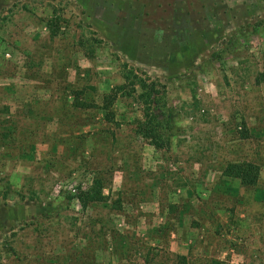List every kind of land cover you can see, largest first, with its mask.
Listing matches in <instances>:
<instances>
[{
	"label": "rangeland",
	"instance_id": "374dc122",
	"mask_svg": "<svg viewBox=\"0 0 264 264\" xmlns=\"http://www.w3.org/2000/svg\"><path fill=\"white\" fill-rule=\"evenodd\" d=\"M0 264H264V0H0Z\"/></svg>",
	"mask_w": 264,
	"mask_h": 264
},
{
	"label": "trees",
	"instance_id": "16d2710c",
	"mask_svg": "<svg viewBox=\"0 0 264 264\" xmlns=\"http://www.w3.org/2000/svg\"><path fill=\"white\" fill-rule=\"evenodd\" d=\"M125 77V75H124ZM129 82L130 86L134 87L141 86L145 88L147 83L145 80H125V83ZM150 92L153 93V88H150ZM146 107L143 111V119L138 122V132L141 136L147 138L150 143L155 148H162L168 145V140L164 138L163 133L158 129L160 124L156 115L153 112L152 103L144 102ZM86 199L90 201H101L105 198V196L101 193L98 188L88 189L86 192ZM87 203L84 201L82 205H86ZM179 259H185L183 256L179 257Z\"/></svg>",
	"mask_w": 264,
	"mask_h": 264
}]
</instances>
